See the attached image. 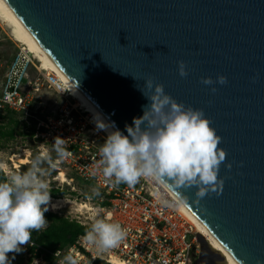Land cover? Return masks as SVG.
<instances>
[{"label": "water", "instance_id": "obj_1", "mask_svg": "<svg viewBox=\"0 0 264 264\" xmlns=\"http://www.w3.org/2000/svg\"><path fill=\"white\" fill-rule=\"evenodd\" d=\"M0 1L113 131L143 115L148 78L202 109L227 154L223 190H178L182 205L239 264H264V0ZM219 75L225 85L201 82ZM197 241L196 264H226Z\"/></svg>", "mask_w": 264, "mask_h": 264}, {"label": "clouds", "instance_id": "obj_2", "mask_svg": "<svg viewBox=\"0 0 264 264\" xmlns=\"http://www.w3.org/2000/svg\"><path fill=\"white\" fill-rule=\"evenodd\" d=\"M178 71L181 77L187 76L183 61ZM201 82L225 85L228 81L219 75L215 81L206 77ZM139 90L149 103L143 106L142 116L133 118L132 126L126 125L127 135L97 121L98 129L109 132L99 148L100 160L92 175L102 174L108 182L129 187L142 178L161 187L170 186L179 193L173 199L185 206L187 201L178 190L195 187L198 199L222 192L224 179L219 177V169L227 154L219 147L222 138L204 111L178 103L165 92L163 84L152 78ZM211 91L215 93L217 89L212 87ZM64 145L65 139L55 137V161L49 151H44L31 160L27 171L10 174L0 182V264H10L7 254L20 252V245L31 240L32 232L47 223L44 214L49 210L51 189L45 178L71 155ZM227 167L231 168V164ZM126 235V229L112 220V213L106 217L94 213L85 241L104 252L117 247ZM65 264H75L71 255L65 258Z\"/></svg>", "mask_w": 264, "mask_h": 264}, {"label": "built area", "instance_id": "obj_3", "mask_svg": "<svg viewBox=\"0 0 264 264\" xmlns=\"http://www.w3.org/2000/svg\"><path fill=\"white\" fill-rule=\"evenodd\" d=\"M32 67L36 68L32 55L24 48H18L0 84V110L16 113L25 124L26 131L34 127L31 138L39 144L40 153L49 151L56 155L52 150L54 138L65 139L64 147L71 155L57 167L61 165L65 170H71L76 180L95 188L96 192H87L80 202L76 198L68 201L74 208L62 215L64 218L89 230L94 214L89 212L95 211L104 217L110 212L112 220L119 222L127 232L117 247L104 252L89 245L85 241L86 234L81 235L74 244L49 253L47 264H65L69 255L75 264H93L96 261L105 264H196L200 249L196 227L173 196L151 180L142 178L129 187L125 183L108 182L102 174L92 175L100 160L99 148L106 138L101 136L75 99L66 94L61 95V102L49 114L34 108L35 97L42 87L54 90L58 83L51 72H40L37 68L36 76L30 78ZM0 171L3 173L4 170L0 167ZM102 202L107 205L101 206ZM94 203L97 208L90 207ZM58 207L55 211L61 209ZM25 245L36 252L39 250L31 241Z\"/></svg>", "mask_w": 264, "mask_h": 264}, {"label": "rangeland", "instance_id": "obj_4", "mask_svg": "<svg viewBox=\"0 0 264 264\" xmlns=\"http://www.w3.org/2000/svg\"><path fill=\"white\" fill-rule=\"evenodd\" d=\"M17 50L18 44L10 37L9 30L0 23V84L6 67ZM34 64L36 65L37 63L34 62ZM29 74L30 78L35 77L37 74L36 68L32 67ZM61 95L64 94L43 86L35 97L34 108H39V110L43 111L42 113L49 114L61 102ZM16 120L21 121L18 116H11L4 111L0 113V163L4 165L1 168L4 170L3 175L6 179L10 174L27 171L31 160L42 151L39 144L29 136V131H26L24 126L19 122L16 123ZM99 133L105 137L100 131ZM50 153L53 158L56 156L54 153ZM15 155L22 156L27 160V163L24 165L15 164L13 159ZM43 167L48 168L49 166L44 164ZM60 172L64 173L66 179L64 183L55 179ZM45 179L51 190H60L62 192L57 195L58 198H51L53 200H61L60 202H56L61 206V209L53 212L50 211L52 213L64 215L74 208V205L70 203L74 198L77 199V202H80L82 199H85L84 197L87 192H96L93 186L79 182L75 179L71 170H65L61 165L51 170ZM91 207L97 208L98 206L94 203ZM93 212L95 213V211L89 213ZM20 247L22 249L20 252H9L7 254L10 264H46L48 262L47 258L38 254V252L34 250L31 252L27 245L22 244Z\"/></svg>", "mask_w": 264, "mask_h": 264}, {"label": "bare ground", "instance_id": "obj_5", "mask_svg": "<svg viewBox=\"0 0 264 264\" xmlns=\"http://www.w3.org/2000/svg\"><path fill=\"white\" fill-rule=\"evenodd\" d=\"M0 23L3 24L9 30V35L13 41L18 44V48H24L27 50L33 57L34 62L37 64L34 66L38 71L52 73L58 83V86H55V90L60 92V94H66L67 96L75 99L76 103L83 108V110L91 118L92 124L97 128V121L104 120L95 112V110L86 102V100L77 92V90L68 82V80L59 72V70L50 62V60L41 52V50L32 42V40L23 32L18 23L0 1ZM105 123V122H104ZM106 124V123H105ZM98 129V128H97ZM104 136L107 138L109 130L113 131L111 128L109 130L98 129ZM12 159V158H11ZM14 163L24 165L27 163V160L22 156H13ZM3 164L0 163V167L3 168ZM56 180L64 183L65 177L62 172H60ZM173 197L174 195L166 188ZM56 200L51 199L48 204L49 211H55L59 209ZM60 202V201H58ZM181 209L186 213L190 220L194 223L196 227V233L204 238L208 248L216 253H219L223 259H225L226 264H238V262L230 255V253L202 226V224L182 205L179 204ZM88 207V210H91V205ZM215 264H221L220 260H217Z\"/></svg>", "mask_w": 264, "mask_h": 264}, {"label": "trees", "instance_id": "obj_6", "mask_svg": "<svg viewBox=\"0 0 264 264\" xmlns=\"http://www.w3.org/2000/svg\"><path fill=\"white\" fill-rule=\"evenodd\" d=\"M2 111L8 113L11 116H18L16 113L9 110H0V113ZM18 122L25 127V124L22 121L16 120V123ZM33 131L34 127L32 126L29 129L30 137H32ZM5 180V176L0 171V182H3ZM61 193L62 192L60 190H51L50 197L58 198L57 195ZM100 205L106 206L107 204L106 202H102ZM44 215L47 220L45 228L43 230L33 231L30 241L33 242L34 245L39 247V250L37 251L38 254L46 257L47 261L50 259L49 253L74 244L79 236L86 234L88 231L87 227L80 226L74 221H69L68 219L64 218L62 215H58L57 213L47 211ZM30 251L32 252L33 248H31ZM93 264L105 263L96 261Z\"/></svg>", "mask_w": 264, "mask_h": 264}]
</instances>
